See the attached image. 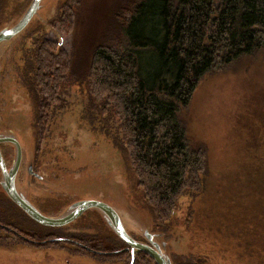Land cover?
<instances>
[{"label": "trees", "instance_id": "1", "mask_svg": "<svg viewBox=\"0 0 264 264\" xmlns=\"http://www.w3.org/2000/svg\"><path fill=\"white\" fill-rule=\"evenodd\" d=\"M117 6L110 35H116L115 41L89 50V107L113 113L136 186L156 220L166 225L178 198L199 190L205 168L203 153L188 145L180 115L206 74L264 51V0H118ZM74 19L64 4L53 24L69 34ZM31 43L26 70L36 91L39 126L47 108L59 100L69 57L47 36L37 35ZM257 198L245 206L249 211L243 207L246 227L237 220L230 226L209 210L196 212L186 223L191 255L173 264H193L191 259L222 264L218 258L224 264H264V182ZM4 211V224L22 236L4 233V240L35 248L58 243L62 251L86 256V261L129 264V252L121 246L114 253L117 244L100 233L95 220L88 226L78 222L77 230L64 233L36 225L5 202ZM133 264L154 263L139 252Z\"/></svg>", "mask_w": 264, "mask_h": 264}, {"label": "rangeland", "instance_id": "2", "mask_svg": "<svg viewBox=\"0 0 264 264\" xmlns=\"http://www.w3.org/2000/svg\"><path fill=\"white\" fill-rule=\"evenodd\" d=\"M29 1L10 0L9 5L8 0H0V22L2 16H7L6 18L13 16L25 7V2ZM117 2L118 0H67L64 4L71 7L75 17L71 33H59L53 22L46 23L44 20H35L24 32V34L32 32L28 46L37 35L38 37L44 35L54 40L56 47L65 50L69 57L68 71L59 95L60 99L62 96L67 100V106L62 107L63 102L59 101L57 105L51 107V112L47 108L44 115L47 117L50 115L51 118L47 127L46 119L39 124L42 136L38 140V145L36 111L30 93L22 91L19 97L17 92L12 93L9 88L5 91L9 96L7 101L14 102L18 111L16 125L20 123L26 130V144L28 143L33 150L31 161L34 162L37 145L38 149H44L43 162L40 165L50 166L51 162L55 161L59 163L56 164L58 170L68 172L60 173L57 177L45 174L41 182L55 187L63 180L74 181L73 188L85 177L91 181L97 179V183L105 187L116 188V182L122 183L125 197L130 204L153 215L136 186L135 176L127 160L122 158L123 154L120 153L119 160L116 156L115 161L119 166L111 168L109 172L103 159L106 147L110 148V145L101 142L102 137L99 138L97 134L89 132L86 123L79 118L81 106L89 100L85 83L89 50L96 45L103 43L108 45L115 41L116 35H110L113 31L111 27L114 13L118 9ZM6 9H9L7 15L4 14ZM14 41L6 51L14 45L16 42ZM110 114L105 116L115 124L116 119L112 112ZM180 120L184 124L190 148L203 153L205 168L200 175L199 190L185 193L178 198L173 216L167 224L160 223L162 226L156 227L164 231L163 239L167 243L172 239L179 240L176 246L168 243L172 255L174 249L190 250L186 223L200 210L202 213L209 210L218 214L229 222L230 226H235L232 223L237 220L240 227L243 225L246 227L249 217L243 213V207L251 205L258 199L257 194L264 182V51L253 58L242 57L233 64L206 74L193 92L188 107L181 113ZM75 136L83 138L84 141L80 143L79 149L72 151L71 159L68 161L63 153L59 154L60 159H54L56 151L62 148L60 143L64 141L67 143L68 140V147L78 146V140L75 145ZM93 138H97L100 144ZM23 154L27 159L25 147ZM27 161L28 159L26 163ZM44 170L43 168L39 171L43 174ZM106 170L108 173L115 172L114 179L104 175ZM73 171L76 172L71 174ZM38 186V183L31 181L28 186L20 185L21 189L28 190L29 193L36 191ZM50 199L52 198L43 200ZM8 202L13 205L9 200ZM63 206L62 203L57 207L58 212ZM14 208L17 210L15 206ZM246 210L249 211L250 208ZM218 261L224 264V260L218 258ZM111 263L120 264L117 260H112ZM0 264L101 263L97 260L86 261V256L71 251H62L58 243L35 248L19 240L5 239L4 247H0Z\"/></svg>", "mask_w": 264, "mask_h": 264}, {"label": "water", "instance_id": "3", "mask_svg": "<svg viewBox=\"0 0 264 264\" xmlns=\"http://www.w3.org/2000/svg\"><path fill=\"white\" fill-rule=\"evenodd\" d=\"M20 1V0H19ZM67 0H30L25 7L16 12L13 16L6 18L2 16L0 22V71L2 68V56L7 47L35 20H44L46 23L53 22L59 13V9ZM10 5V0H8ZM10 9V8H9ZM9 9L4 14L7 15ZM10 84L14 80L10 79ZM4 114L0 115V144L8 147L12 151L13 159L8 170H0V193H3L7 200L15 205L28 219L39 226L46 228L66 227L78 221L85 212H92L98 216L105 228L121 241L130 253L129 264H133L136 253H144L154 264H173L172 252L168 243L176 246L179 240L172 239L166 242L163 239V232L156 228L161 224L156 220L154 214L149 211H142L133 207L125 197L122 183L116 182L117 186L105 187L97 183V179L85 177L72 187L74 181L63 180L55 187H50L42 180V176L36 178L39 184L36 191L21 189L19 185L18 173L20 170L22 152L25 147L27 155L26 170L28 176L31 175V157L33 150L26 144V130L19 123L18 111L14 102L7 101ZM15 97V96H14ZM36 111L37 109L33 106ZM4 115V120L2 117ZM37 123V119L35 120ZM4 125V127H2ZM77 176V175H75ZM38 177V175H34ZM44 185V186H43ZM61 198L63 208L55 215L42 213L33 202L44 198ZM162 226V225H161ZM154 228V229H153ZM158 229V230H157ZM174 254H178V249H174Z\"/></svg>", "mask_w": 264, "mask_h": 264}, {"label": "flooded vegetation", "instance_id": "4", "mask_svg": "<svg viewBox=\"0 0 264 264\" xmlns=\"http://www.w3.org/2000/svg\"><path fill=\"white\" fill-rule=\"evenodd\" d=\"M26 4H27V2H25V5ZM29 32L30 31H28L26 34H24L20 37H17L15 39L16 42L14 41L15 42L14 45L10 46L9 49L2 56V68L0 71V115H2L4 113V109L6 107L5 90L7 88H9L12 93L17 92V95L19 97L21 96L22 91H23V93L25 90L28 91V93H30L31 97L34 100L33 106L35 107V109H37V104L35 101L36 91H35V88L33 86L32 81H31L29 70L28 71L26 70V62H28L29 58H30V53L28 51L27 46L29 44V40H30V37L32 34V32L31 33H29ZM10 79L14 80L15 82L10 84L9 83ZM60 92H59V95H60ZM59 95H58V98H59L58 102L59 101L63 102L62 107H66L67 106V100H65L62 96L60 99ZM58 102L56 103V105L58 104ZM50 112H51V108H50ZM93 112H95L96 114ZM50 118H51L50 115L46 118V122H45L46 127L49 125ZM79 118L86 123V125L89 129V132H92L93 134H97L99 138L102 137L101 142H106L108 145H110V148L106 147L105 157L103 159V162H104L107 170L109 172H111V170H110L111 168L119 166L116 163L115 159L117 156V159L119 160V158L121 157L120 153H122L123 154L122 158L124 160H127L128 166L132 172L128 154L126 153L125 149L122 147V145L120 143L121 136H120V130L118 128L117 123L114 122L115 124H112L110 122L111 120L109 119V117L107 119V117L105 115H103L101 112H98L97 110L91 109L89 107V100L88 101L86 100L85 103H83V105L81 106ZM36 119H37V116H36ZM36 129H37V136H38V137H36L37 138V145H38V140L41 139L42 135H41L39 126H37V123H36ZM69 139L72 140L71 137H69ZM74 139H75V145L77 144L76 140H78V146H76L75 148L74 147L73 148L68 147L67 146L68 140H67V143H65L66 141L60 143L62 148H61V150L56 151L57 155L54 156V159H60L59 154L63 153L66 155V158L69 161V159H71V157L73 155V152L76 149H79L80 143L82 141H84V139L79 137V136H75ZM93 140H95L96 142H98L100 144V142L97 140V138H93ZM71 144H72V141H71ZM37 145H36V152L34 155V162L31 161L32 168H31V175L30 176H28V174H27L26 167L24 168V165H25L27 159H26V157H24V154L22 152L20 170L18 173L19 184L26 183V179H27V181H29V182L31 181V183H34L37 181L36 178H39V176H42V179H43V175H45V174H47V176H50V177H57V175L60 173H67L68 174V172L65 170H58V167L56 166V164L59 165V163H57L55 161H52L50 166L40 165V163L43 162L42 156L44 153V149L43 148L38 149ZM72 146H73V144H72ZM12 159H13V155H12L11 149L0 144V170H1V168L8 170L9 166L12 162ZM61 160L63 161V157H61ZM43 168L45 169L44 170L45 173L43 171V174H42V173H40L39 170L40 169L42 170ZM103 169H104V167H103ZM71 170H76V169H71ZM107 170L104 172V175L108 178L112 177L114 179V177L116 175L115 172L114 173H108ZM74 172H76V171H73L71 174H73ZM34 175H38V177H34ZM4 202L9 204L12 207L15 206V205H11L8 202V200L6 199V197L4 196L3 193H0V247H4V233L6 235L11 236V237H17V239H19V238L22 239V236H20L21 234L17 233L16 230L9 227L8 225L4 224V216L6 217V215H7L4 213L5 212L4 211ZM33 202L37 205L38 209L46 215H55L58 212L57 207L59 205H62L61 198H59V197H53L50 200H43V199H41L39 201L33 200ZM17 210L21 215H23L26 219H28L18 208H17ZM28 220L31 221L30 219H28ZM92 220H95L96 223L100 226V233L104 237H106V239L109 238V240H111L113 243L117 244L116 248L113 250L114 253L119 252L121 246L123 247L124 251L129 252V249L124 244H122L121 241L118 240L112 233H110L105 228V226L102 224V222L99 220L97 215H95V213H92V212H85L82 215V217L78 221H75L72 225L70 224L66 227L49 228V229L59 230V231L66 233V232H68V230H72L73 228H75L77 230L78 226L76 224L78 222L82 223V221H83L84 224H86L88 226V223L92 222ZM40 227H43V226H40ZM44 228H46V227H44ZM86 229H84V230L87 231ZM163 233H164V231H163ZM53 239H55V238H53ZM71 243H73L74 245H78L81 248H84V245L78 241H76V242L71 241ZM1 252H3V250H1ZM142 254H144V253H142ZM190 255H191V253H189V251H187V250H185V251L179 250L177 255H175V254L172 255V262L175 258L187 259V258H189ZM191 262L193 264H196L195 261H193L192 259H191Z\"/></svg>", "mask_w": 264, "mask_h": 264}]
</instances>
